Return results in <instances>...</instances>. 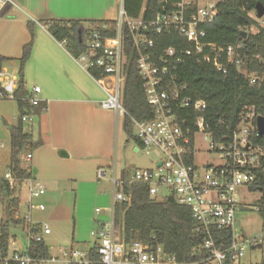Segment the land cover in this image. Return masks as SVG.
Masks as SVG:
<instances>
[{
  "label": "built area",
  "instance_id": "1",
  "mask_svg": "<svg viewBox=\"0 0 264 264\" xmlns=\"http://www.w3.org/2000/svg\"><path fill=\"white\" fill-rule=\"evenodd\" d=\"M6 3V0H0V10ZM160 4V10L148 19L143 16L144 6L137 17L131 18L122 4L114 20L115 35H106L110 28L101 25L100 30L89 33L84 51L73 56L76 64L102 90L101 108L112 111L116 120L123 123L128 115L123 105L128 61L125 44L127 38L131 41L137 51V70L143 82L145 98L152 109L149 120L130 118L133 133L140 143L136 151L144 149L149 153L148 149H154L158 160L152 168H138L134 172L124 168L119 174L113 170L109 179L113 191L111 206L95 209L97 213L107 212L108 219L97 222L90 232L94 238V254L90 249L71 250V253L63 251L64 258L70 264H196L179 262L161 245L142 242L127 245L123 234L117 236L115 207L122 202L130 203V186L133 184L146 186L152 199H157L160 189L165 188L168 194L161 200L171 197L177 204L190 209L199 224L198 229L204 232L201 247L209 253L204 264H243L241 261L245 250L261 247L264 243V222L262 234L250 237L235 227L236 212L241 208L239 188L246 187L253 179L250 168L258 165L263 151L253 141V138L260 136L256 123L259 114H256L254 107L244 108L239 114L236 128L229 134L214 138L206 130L203 116L206 102L191 99L186 94V85L177 82V67L183 57L192 52L202 61L212 63L218 71H225L226 65L219 61L220 50L203 41V25L213 20L216 4L207 3L206 0H178L174 3L160 0ZM173 30L191 44V49L177 51L174 47H168L156 55L152 51L154 37ZM208 49L211 53L205 52ZM226 55L227 63H239L232 57V47L226 49ZM16 88L17 75L1 69L0 100H15ZM40 92L39 86L32 88L27 98L31 107L40 104ZM185 110L196 113L192 122L181 115ZM20 119L32 122L34 113L24 114ZM199 133L210 139L205 153L216 157L218 162L196 163L195 137ZM3 146L1 142L0 147ZM31 157L30 152L24 155L25 160ZM98 176L104 177V172L99 171ZM2 178L15 190L17 197L21 186L26 185L24 203L28 211L22 219L29 228V235L25 249L10 250L9 243L7 254L0 253V264H41L43 259L31 256L28 249L31 241H42L43 236L50 233L47 224H34L31 221V211L39 209L36 200L45 194V187L33 178L18 179L9 170ZM254 208L258 211V207ZM16 215L19 216L18 210ZM215 227L230 229L231 243L228 247L223 248L215 243L211 233ZM34 228L38 230L33 231Z\"/></svg>",
  "mask_w": 264,
  "mask_h": 264
},
{
  "label": "trees",
  "instance_id": "2",
  "mask_svg": "<svg viewBox=\"0 0 264 264\" xmlns=\"http://www.w3.org/2000/svg\"><path fill=\"white\" fill-rule=\"evenodd\" d=\"M176 1L178 0H167L168 3ZM258 2L264 6V0H220L215 5L213 20L203 25L205 31L203 41L213 44L220 50L219 61L226 65L224 72L218 71L212 63L202 61L193 52L184 56L177 67V82L186 85V94L193 100L202 99L206 102L204 121L206 130L214 138L231 133L238 124L239 114L246 107H254L256 114L264 116V27L252 15ZM122 4L126 14L131 18L137 17L143 6L144 18H152L161 7L160 0H123ZM7 5L6 3L3 6L0 13ZM39 22L72 57L84 51L89 33L92 30H100L101 25L110 28L106 35H115L114 20L52 19ZM33 25L32 21H28L31 40L23 47L17 72L14 101L17 103L20 117L40 109L39 105L34 108L29 105L27 100L29 93L23 82V68L33 44ZM252 28L256 30L251 31ZM168 47H174L179 51L191 49V44L174 30L154 37L152 51L156 55H160ZM228 47L233 48L232 57L239 60V63H227ZM125 51L128 61L123 105L128 115L124 118L122 128L126 135L125 143L139 146L130 118L139 121L149 120L152 117V109L146 101L143 82L137 70V51L128 38ZM205 52L211 53L209 49ZM5 60L6 58L0 55V70ZM181 115L188 117L192 122L196 113L185 110ZM29 140L30 136L23 132L21 124L11 127L8 170L18 179L32 178L31 170L21 167L19 160V155L29 144ZM253 141L263 151L258 165L250 168L253 179L246 184V188L260 193L254 207H258V213L264 220V133L253 138ZM126 189L129 187L126 186ZM130 189L132 190L130 203L122 202L115 207L117 236L123 234L127 245L134 242L161 245L166 252L174 254L182 263L204 264L203 261L209 256L208 251L201 247L204 232L198 229L199 224L193 218L190 209L177 204L171 197L164 200L152 199L144 185L133 184ZM0 203L5 205L6 214L5 219L0 222V253L6 255L10 227H24L26 222L16 215L20 200L15 195V190L10 188L8 182L1 176ZM37 230L38 228L33 229ZM211 233L218 246L225 248L230 245V229L215 227L211 229ZM90 252L94 254V247L90 248ZM28 253L35 258L44 260L50 258L49 248L43 240L31 241ZM261 264H264V258Z\"/></svg>",
  "mask_w": 264,
  "mask_h": 264
},
{
  "label": "crops",
  "instance_id": "3",
  "mask_svg": "<svg viewBox=\"0 0 264 264\" xmlns=\"http://www.w3.org/2000/svg\"><path fill=\"white\" fill-rule=\"evenodd\" d=\"M6 2L7 7L0 13V55L6 60L19 62L24 45L31 40L28 21H32L33 44L23 68V82L28 93L34 86L41 89L40 109L33 111V121L26 128L21 123L23 121L18 123L30 136L19 160H24L25 165L22 166L31 170L35 180H46L55 188L59 184L70 186L72 182L76 192V227L71 247L89 243L90 238L93 245L94 238L90 232L97 222L106 217H97L101 213L95 210L87 213L81 205L84 201L82 197L86 187L94 189L97 186L95 179L100 178L99 171L104 172L101 179L105 178V171L99 169L110 167L118 174L124 169L118 165L116 148L111 154V139L116 136L119 121L112 111L101 108L100 101L104 95L100 87L39 21L114 19L123 0ZM0 115L5 123L10 120V114L1 105ZM12 126L15 125H11L10 129ZM114 146L117 147V140ZM133 150L137 152L134 145ZM28 152L32 154L30 161L24 159ZM71 157L80 160V166L71 167ZM28 161L31 162L29 165L26 164ZM243 208L241 206L240 210Z\"/></svg>",
  "mask_w": 264,
  "mask_h": 264
},
{
  "label": "rangeland",
  "instance_id": "4",
  "mask_svg": "<svg viewBox=\"0 0 264 264\" xmlns=\"http://www.w3.org/2000/svg\"><path fill=\"white\" fill-rule=\"evenodd\" d=\"M206 1L207 3L216 4L220 0ZM252 15L255 17L254 11L252 12ZM117 17L118 8L116 10L115 18L107 20H116ZM257 20L259 21V24L264 27V16ZM86 25H88V23H86ZM255 30L256 29L254 28L251 29V31ZM2 67L9 73L18 75L17 71L19 69V62L17 60H6L3 62ZM0 105L4 106L7 113L10 114V120L7 123L2 120V116L0 115V142L4 143V146L0 147V176L2 177L9 169L10 164V139L8 131L11 125H17L21 121L20 112L17 103L14 100H0ZM21 123L24 128H26L30 122L23 121ZM116 131V136L114 137L113 135L111 139V154L114 152L113 149L116 148V158L119 166L127 168L130 172H134V170L138 168H152L154 166V163L158 160V154L154 149H148L149 153H146L144 149H141L140 152H135L132 144L125 143L126 135L122 129L120 121ZM116 140L117 147L114 146ZM209 145L210 139L208 137L200 133L196 135L195 160L197 164H203L205 161L212 160L214 162H218L216 157L205 153L206 149L209 148ZM22 161L24 160L22 159ZM22 161L20 160V166L24 167L22 165H25V163ZM29 161L26 162L27 165L31 163ZM80 164V160L71 157V167L80 166ZM99 170L105 171V178L101 179L98 177V180L95 179L97 186L94 189H92L91 186L86 187L82 197L84 198V201L81 205L87 213L94 211L96 208L107 209L111 206V196L113 191L108 179L112 176V171L110 167H103ZM39 182L45 187L46 194L36 200V203L39 205V209L31 211V221L34 224H47L50 230L48 235L43 236V241L49 248L50 258L45 260L43 259L41 264H70L66 257L64 258L63 251L65 253H71V250L87 251L89 247L93 246L90 238L89 243H81L71 247L76 227V192L74 190V186L71 182L70 186L67 184H59L58 187L55 188L54 185L50 184L46 180H39ZM25 186V184L21 186V191L18 194V198L20 200L18 212L21 218H24L28 211L24 203L26 198ZM167 194L168 191L165 188H161L157 199L161 200ZM259 198L260 193L257 191H249L244 186L239 188V204L240 206H244V208L236 212L235 227L248 237L262 234L261 231L264 220L254 208V203ZM96 216H105L106 219H108L107 212H101V214ZM5 217V205L0 203V222L4 220ZM9 233L10 250L26 248L29 235V228H27V226H11ZM12 241L14 242L13 245H11ZM263 258L264 243L261 247H257L255 249H246L241 262L243 264H261Z\"/></svg>",
  "mask_w": 264,
  "mask_h": 264
},
{
  "label": "water",
  "instance_id": "5",
  "mask_svg": "<svg viewBox=\"0 0 264 264\" xmlns=\"http://www.w3.org/2000/svg\"><path fill=\"white\" fill-rule=\"evenodd\" d=\"M254 12H255V17L257 19L262 18L264 16V6L260 2L256 3ZM243 34L245 35L246 32H243ZM256 123H257L258 133L263 134L264 133V116L259 115L256 119Z\"/></svg>",
  "mask_w": 264,
  "mask_h": 264
}]
</instances>
